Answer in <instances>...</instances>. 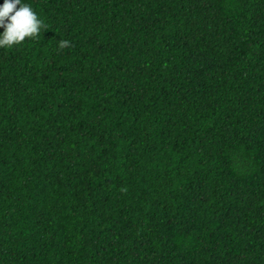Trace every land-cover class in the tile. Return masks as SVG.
Instances as JSON below:
<instances>
[{"label":"trees","instance_id":"16d2710c","mask_svg":"<svg viewBox=\"0 0 264 264\" xmlns=\"http://www.w3.org/2000/svg\"><path fill=\"white\" fill-rule=\"evenodd\" d=\"M22 2L0 264H264V0Z\"/></svg>","mask_w":264,"mask_h":264},{"label":"clouds","instance_id":"9594fccd","mask_svg":"<svg viewBox=\"0 0 264 264\" xmlns=\"http://www.w3.org/2000/svg\"><path fill=\"white\" fill-rule=\"evenodd\" d=\"M42 27L43 21L29 3L3 0L0 4V48H11L25 41V38H35ZM58 43L64 47L69 41L62 39Z\"/></svg>","mask_w":264,"mask_h":264}]
</instances>
